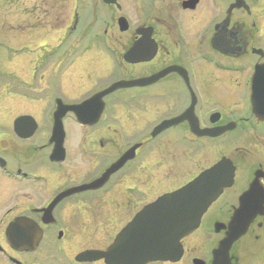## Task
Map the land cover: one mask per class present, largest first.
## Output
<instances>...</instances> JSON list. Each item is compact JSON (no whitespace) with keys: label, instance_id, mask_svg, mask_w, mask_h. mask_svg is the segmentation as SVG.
I'll use <instances>...</instances> for the list:
<instances>
[{"label":"flooded vegetation","instance_id":"obj_1","mask_svg":"<svg viewBox=\"0 0 264 264\" xmlns=\"http://www.w3.org/2000/svg\"><path fill=\"white\" fill-rule=\"evenodd\" d=\"M78 1L75 2L74 18L65 32L66 36L74 28V21L77 22ZM80 2L87 23L81 37L90 39L87 44L97 39L98 47L95 54H89V47H84L78 54L79 59L92 64H97V60L108 71L121 74L112 82L169 71L150 84L119 88L104 96V108L98 121L92 125L80 123L74 111H67L62 118L63 150L53 155L55 142L51 135L55 100L77 105L112 82L87 92L83 81L88 69L77 63V58L71 59L67 64L69 68L58 74L59 82L51 90L53 78L48 84L27 85L26 91L30 89L35 94L43 92L37 100L43 97L53 99L54 109L45 112L43 118V123L48 126H39L38 119L28 112H20L10 118L8 98L15 99L16 94L8 91V65L0 51V264H109L104 257L86 259L83 253L106 251L121 229L149 203L132 211L134 201L130 198V191L120 194L118 178L121 172L135 169L140 149L144 147L148 150L150 146V141H135L119 150L116 121L115 128L112 123L110 142L95 141L96 134L94 136L88 130L99 123L109 106L110 97L114 99L115 108L124 104L139 111L143 106L144 115H150L153 99L160 101L165 114L154 126L179 116L193 101L192 112L200 129L228 124L232 127L217 137H199L192 133L188 121L184 120L154 137L173 132L213 140L239 129L243 135L239 157L243 160L252 154L262 155L256 167L248 168L239 181L238 165L227 157L235 167L233 183L207 208L198 227L181 240L179 258L145 263L215 264L213 252L225 237L239 197L249 191L255 177L250 203H261L264 198V118L252 112L250 102L251 77L256 67L260 69L259 74L264 81V0ZM47 7L50 12V6ZM31 11L36 12L34 4ZM25 19L30 22L28 17ZM34 30L28 33L33 43L40 33H46ZM20 38L23 39L22 36ZM52 50L50 53L55 55L56 49ZM79 68L85 72L73 71ZM55 76L54 71L56 81ZM64 76L66 81L62 83ZM39 87L49 90L41 91ZM221 98L228 101L237 98L236 101L244 106L243 111H229L225 107L228 101L216 102ZM22 115H29L36 122L35 130L27 138L19 136L14 129L15 119ZM260 116L264 117V112ZM68 122H72L73 126H69ZM153 127L148 133L150 138H154L151 136ZM134 144L138 147L133 157L108 175L102 185L84 187L101 178L105 170ZM68 190L72 191L50 206L58 195ZM232 190H235L233 196L227 197L221 207L214 209V215L218 217L205 220L209 209ZM120 197L126 200H120ZM261 205L263 212L253 219L243 235L251 238L238 244L242 236L232 243L227 264H264V201ZM16 220H19L17 233L8 232L9 225ZM201 228L200 238L189 239Z\"/></svg>","mask_w":264,"mask_h":264},{"label":"rangeland","instance_id":"obj_2","mask_svg":"<svg viewBox=\"0 0 264 264\" xmlns=\"http://www.w3.org/2000/svg\"><path fill=\"white\" fill-rule=\"evenodd\" d=\"M75 2L76 0H0V51L4 54L8 65V91H13L16 94L15 99L13 97L8 98L10 118L20 112H28L38 119L39 126H48L47 123H43V118L46 115L45 112H51L54 109L53 99L43 97L40 101L37 100L43 92L35 94L36 92L33 93L30 89L26 91L28 89L27 85L28 83L48 84L49 79L53 78L52 81L54 82L49 88L51 90L52 86L59 82L58 74L66 72V68H69L67 64L71 59L77 58L76 62L78 61L77 63L88 69L83 81L87 92L90 89L92 91L105 86L115 80L116 77H120L121 74L114 70L108 71L106 66H103L97 60V64H92L85 59H79L78 54L84 47H89V54H95L98 44L97 39H93V43L87 44L90 39L87 40L81 37V32L85 31L87 23L83 16L80 0L77 4V22L74 21L72 25L74 28L71 29L70 34L65 35L74 18ZM31 4L36 6L35 13L31 11ZM47 5L50 6V12L47 10ZM25 17H28L30 22ZM22 24H24L23 27H21ZM34 29H37V32L45 31L46 33H40L37 36L38 40L36 39L33 43L28 33L35 31ZM4 38H6V41H4ZM43 44L44 46H42ZM53 48L56 49L55 55L50 53ZM43 53L45 54L42 55ZM77 70L80 73L85 72L83 68L73 71L77 72ZM54 71L56 81L53 77ZM62 79V83L66 81L64 80L65 76ZM39 88L42 89V87ZM49 89H42L41 91H48ZM63 99H65L64 95ZM108 100L109 106L99 123L93 129L88 130L89 133L93 132L94 136L96 134L95 141L110 142L112 137L111 127H113L115 121L118 123L116 127H119V150L135 141H150L148 150L144 147L140 149L139 153L141 154L136 158L135 169L121 172L118 178L120 181V194L122 195V191H130V196H132L130 198L134 201L132 211H136L143 204L153 201L160 194L172 191L185 184L201 170L216 162L221 156L230 157L237 163V176L239 177L237 181L248 168L256 167V163L262 160L259 158L262 155L257 154H252L243 160L239 157V148L243 143V135L239 129L213 140L197 139L187 133L182 135L173 132L150 138L149 131L165 114L161 109L160 101L153 99L150 103V115H147V113L144 115L143 106L139 111H135L124 104H120L115 108L113 107V97ZM236 100L238 99L236 98ZM236 100L231 99V101H228V99L221 98L216 102L228 101L227 104L225 103V107L229 111L241 113L244 106ZM67 124L73 126L72 122ZM67 124L65 126H68ZM253 151L256 152L255 149ZM125 175L126 177H124ZM128 187L131 189H127ZM234 191H229L230 193L226 197L220 198L209 209L204 219L218 217L214 215V209L221 207L223 202L228 200L227 197L233 196ZM124 199L126 200V198L120 197V200ZM203 224H205L204 220ZM202 231L201 228L189 239L200 238ZM205 235L207 234L205 233ZM208 235L211 237L210 234ZM248 237L251 238L248 235L243 236L238 244L245 243L249 240ZM205 239L207 238L205 237Z\"/></svg>","mask_w":264,"mask_h":264},{"label":"water","instance_id":"obj_3","mask_svg":"<svg viewBox=\"0 0 264 264\" xmlns=\"http://www.w3.org/2000/svg\"><path fill=\"white\" fill-rule=\"evenodd\" d=\"M167 71L169 70L159 71L148 77L135 80L114 81L77 105L64 104L60 99H56L51 135L55 142L53 155L63 150L62 118L67 111H74L80 123L92 125L98 121L104 108V96L119 88L150 84L161 78ZM259 71L260 69L256 67L251 77L250 102L252 112L257 117L264 118L260 116V113L264 112V81ZM193 105L194 102L192 101L187 110L179 116L158 123L153 127L151 136H155L171 125L184 120L188 121L192 133L199 137H217L232 127V124H228L210 129H200L192 112ZM35 128L36 122L29 115L19 116L14 121L16 133L23 138L29 137ZM137 147L138 144H134L128 148L117 161L105 170L101 178L84 187L97 188L102 185L108 175L133 157ZM234 172L235 167L232 161L225 156L221 157L184 185L173 191L163 193L144 205L115 236L106 251H87L83 253L84 258L104 257L109 264H145L151 261L177 260L182 251L181 240L198 227L207 208L224 189L232 185ZM257 174L258 172L255 175ZM255 182L256 177L249 191L239 197L238 207L234 210L225 237L220 240L217 249L213 252L215 264H227L229 262V249L232 243L243 236L253 219L263 212L261 203L264 198L261 203H255V205L250 203L251 191L254 190ZM71 191L68 190L58 195L50 206H53L61 197ZM17 227H19V220L9 225L8 232L17 233L15 231Z\"/></svg>","mask_w":264,"mask_h":264}]
</instances>
